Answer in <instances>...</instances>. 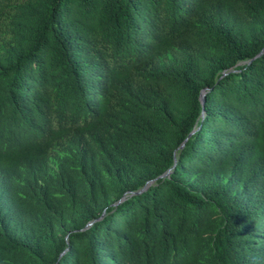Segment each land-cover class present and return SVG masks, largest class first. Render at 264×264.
<instances>
[{
    "label": "trees",
    "instance_id": "trees-1",
    "mask_svg": "<svg viewBox=\"0 0 264 264\" xmlns=\"http://www.w3.org/2000/svg\"><path fill=\"white\" fill-rule=\"evenodd\" d=\"M263 49L264 0H0V264H264Z\"/></svg>",
    "mask_w": 264,
    "mask_h": 264
},
{
    "label": "water",
    "instance_id": "water-1",
    "mask_svg": "<svg viewBox=\"0 0 264 264\" xmlns=\"http://www.w3.org/2000/svg\"><path fill=\"white\" fill-rule=\"evenodd\" d=\"M263 55H264V49L261 51L260 54H258V56H256L251 62H249V64H251L254 60H256V59L262 57ZM208 92H209V90H208V89H205V90H203L202 93H201L200 100H201V103H202L203 106H205V103H206V96H207V93H208ZM204 116H205V112H203V117H204ZM197 131H198V129H195V130L189 135V137L187 138V140L185 141V143H186V142L188 141V139H189L190 137H192ZM185 143L179 148V150H182V149L185 147ZM176 165H177V159H175V165H174L173 169H170L167 173L163 174L161 177H159V178H157V179H155V180H153V181H151V182H148V183L145 185V187H144L142 190H140L138 193H131V195H129V196H132V195H138V194L140 195V194L146 192V191H147L151 186H153V185H154L159 179H165V178L169 177V176L171 175V173L173 172L174 168L176 167ZM127 197H128V196H124V198L122 199V201H120L119 203H122L124 200H126ZM91 226H92V224H89L87 228H89V227H91Z\"/></svg>",
    "mask_w": 264,
    "mask_h": 264
}]
</instances>
